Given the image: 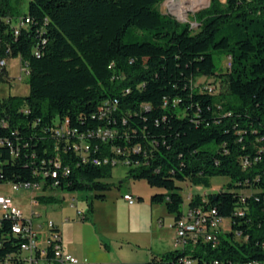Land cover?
Masks as SVG:
<instances>
[{"label": "trees", "instance_id": "obj_1", "mask_svg": "<svg viewBox=\"0 0 264 264\" xmlns=\"http://www.w3.org/2000/svg\"><path fill=\"white\" fill-rule=\"evenodd\" d=\"M162 1L29 0L18 13L29 22L18 24L8 20L12 0H0V56H19L30 69L29 94L0 99V183L44 180L45 189L94 190L103 199L114 164L92 158L109 156L127 163L131 178L162 188L151 203H164L176 220L181 182L210 185L226 175L220 189L195 193L189 204L215 208L230 228L217 242L152 254L147 264L186 256L263 264L264 0L213 2L195 14L196 28L163 13ZM222 56L228 68L218 72ZM199 77L202 87L194 86ZM66 119L80 134L104 126L114 135L90 137L92 151H76L78 134L53 130ZM54 139L71 169L56 178L45 173L55 167ZM13 224L0 218V264L25 263L27 235Z\"/></svg>", "mask_w": 264, "mask_h": 264}, {"label": "rangeland", "instance_id": "obj_2", "mask_svg": "<svg viewBox=\"0 0 264 264\" xmlns=\"http://www.w3.org/2000/svg\"><path fill=\"white\" fill-rule=\"evenodd\" d=\"M28 2L12 0L13 20L20 16L18 13L27 11ZM213 2L223 4L226 0H209L196 10H189L186 18L170 11L167 0H163L159 8L179 22H190L196 28L195 14L209 8ZM216 64L218 72L225 71L229 58L217 57ZM204 81L205 77H199L194 86L202 87ZM29 92L30 86L19 56L8 55L5 67L0 69V99L9 96L23 98ZM217 105L222 107L221 102H217ZM128 169L129 166L123 162L114 165L112 174L103 179L108 184L103 199L96 197L94 190L14 189L13 182L0 183V194L11 195L26 218H32L35 225L42 224V235L46 233L49 221L58 223L63 233V249L73 253L80 262L78 264H147L152 254L175 249L176 229L173 224L176 213L170 212L164 203L151 204L152 195L163 189L152 186L145 179L131 178ZM229 180L226 175H215L210 185L181 182L184 198L182 210L187 209L195 193L220 189ZM125 193H133L137 201L130 204L124 199ZM73 196L77 197L74 206L71 205ZM77 210L83 211L87 218L79 215ZM220 228L225 230L230 226L224 222ZM41 242L44 243L43 240ZM192 264H198L197 260Z\"/></svg>", "mask_w": 264, "mask_h": 264}, {"label": "built area", "instance_id": "obj_3", "mask_svg": "<svg viewBox=\"0 0 264 264\" xmlns=\"http://www.w3.org/2000/svg\"><path fill=\"white\" fill-rule=\"evenodd\" d=\"M12 17L9 21H12ZM19 23L24 24L29 22V19H23L19 16L16 20ZM16 32L18 30L16 29ZM9 51V50H8ZM0 56V69H3L6 65V57ZM21 62V61H20ZM22 71L26 76L29 75L30 69L27 64L21 62ZM5 121V120H3ZM69 119H66L62 124L56 120V125L53 130L56 131L57 135L66 132L67 134H78L79 140L73 143L76 151H82L84 153L92 151L93 145L90 141V137H97L101 140H107L114 135V131L109 127L99 126L89 131V135L80 134L77 129H68ZM49 137V136H48ZM4 141L0 140L2 144ZM56 158L54 160L55 167L50 171L45 172L46 174L51 173V176L56 178L60 173L66 175L70 172L69 165H64L62 163V158L59 150V145L57 140L55 142ZM14 152V151H13ZM95 164H108L112 163L116 165L120 161L117 159H111L109 156H94L92 158ZM127 164V163H126ZM20 187H38L44 190V180L40 181H26L22 183H13L14 189H19ZM76 196H73L71 205L74 206ZM124 199H126L130 204H134L137 198L133 193H125ZM191 199V198H190ZM206 201V198H203ZM79 215L86 216V214L77 210ZM237 214H244L243 209H239ZM12 218L14 219L13 230L15 232H23L27 235V241L22 244V249L24 253V264H78V258L70 252L63 249V235L60 231L56 229V222L49 221L47 223L46 233L42 235L41 229L42 224H34L32 218H26L23 211L17 206L14 198L11 195L0 194V218ZM223 219L230 218L222 216ZM173 227L176 229V235L174 238L175 248H185L188 244H197L199 241H214L217 242V233L223 230H214V212L210 211V207H205L203 205L192 206L189 204L187 209L183 210L181 216L175 220ZM44 241L42 243L41 241ZM50 246L53 248V254L50 256ZM183 264H192L193 259L189 256L184 257ZM203 264H214L213 262L204 261ZM255 264V263H254ZM260 264V263H259Z\"/></svg>", "mask_w": 264, "mask_h": 264}, {"label": "bare ground", "instance_id": "obj_4", "mask_svg": "<svg viewBox=\"0 0 264 264\" xmlns=\"http://www.w3.org/2000/svg\"><path fill=\"white\" fill-rule=\"evenodd\" d=\"M208 1L209 0H167V5L170 11L176 13L179 17L186 18L189 10H196L207 4ZM1 122L2 125H7L6 121L2 120ZM210 211L214 212V230H221L220 224L224 222L231 226V221L223 219L221 215H218L215 208L210 209Z\"/></svg>", "mask_w": 264, "mask_h": 264}, {"label": "crops", "instance_id": "obj_5", "mask_svg": "<svg viewBox=\"0 0 264 264\" xmlns=\"http://www.w3.org/2000/svg\"><path fill=\"white\" fill-rule=\"evenodd\" d=\"M203 194L205 195V194H206V192H204ZM151 204H153V203H151ZM174 222H175V220H174ZM57 224H58V223H57ZM62 235H63V233H62ZM70 253H71V252H70ZM72 254H73V253H72ZM73 255H74V254H73ZM79 263H80V262H79Z\"/></svg>", "mask_w": 264, "mask_h": 264}]
</instances>
